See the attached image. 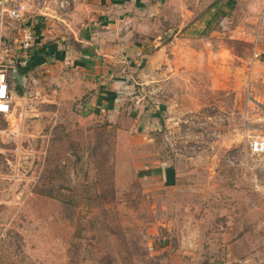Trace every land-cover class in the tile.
<instances>
[{
  "label": "rangeland",
  "instance_id": "374dc122",
  "mask_svg": "<svg viewBox=\"0 0 264 264\" xmlns=\"http://www.w3.org/2000/svg\"><path fill=\"white\" fill-rule=\"evenodd\" d=\"M202 15L208 29L187 36L228 39L224 17ZM210 43L208 62L192 45L199 56L174 63L197 91L191 101L208 103L192 110L167 105L152 38L134 59L100 62L119 87L112 117L82 108L92 95L80 75L65 84L79 94L62 102L55 62L22 75L21 88L11 79L15 101L0 115V264H264V155L249 151L264 138V63L252 72V60L218 62ZM1 48L4 65H16L14 44ZM204 71L221 94L200 91Z\"/></svg>",
  "mask_w": 264,
  "mask_h": 264
},
{
  "label": "crops",
  "instance_id": "0c3cea01",
  "mask_svg": "<svg viewBox=\"0 0 264 264\" xmlns=\"http://www.w3.org/2000/svg\"><path fill=\"white\" fill-rule=\"evenodd\" d=\"M228 1L230 0H68L69 6L65 11L55 12V6L47 4L42 16H36V20L31 17L11 27L4 26L3 41L14 44L15 51L10 56H17L18 60L27 58L35 64V70L52 65V62L57 64L54 65L56 70L51 74L55 75L53 80L59 86L61 101L72 93L79 94L80 84H65L80 75L83 79L82 85L90 91L89 96L92 95L82 108H87L89 114L94 109L98 110V114L106 110L110 113L109 117H112L118 111L119 104L115 103L118 102L115 95L119 94V87L108 83L113 76L112 70L101 67L100 62L117 63L130 60L129 57L134 59L137 53L144 52L140 49L142 42L152 38L154 47L158 46L156 53L160 55L157 66L164 67L159 73H166L168 80L163 84L173 95V98L168 95L167 105L174 109L180 107V110H192L207 106L208 103L191 101L197 91L194 88L192 90L186 79L183 80V73L174 65L176 62H184L189 56V50L191 54L196 51L189 49L192 45H201V62H208V46L213 42L218 47L213 57L217 61L223 60L220 58L223 54L233 61L252 60V72L259 60L264 63V0H232L231 10L226 5ZM208 9L212 14L218 11L228 13L224 17L225 21L220 24L222 30L226 29L230 33L228 39L213 40L208 37V32H201V38L198 39L187 36L193 30L208 29L206 25L209 22L202 15ZM231 14L237 16L238 22L232 23L234 19L228 18ZM227 23L234 24L233 28L228 27ZM29 25L34 30L37 47L30 52H24L17 46L23 30ZM167 30L173 39L164 47L161 34H166ZM233 44L250 47V56L244 59L236 55L230 48ZM196 55L199 56L198 53ZM255 55L259 58L258 62ZM201 77L200 91L206 94H221L226 88L216 75H213L216 83L213 80L211 85L206 71ZM224 77L225 75L219 76V80ZM97 81L102 87H96ZM172 81L180 83L173 87Z\"/></svg>",
  "mask_w": 264,
  "mask_h": 264
},
{
  "label": "built area",
  "instance_id": "2783aa9c",
  "mask_svg": "<svg viewBox=\"0 0 264 264\" xmlns=\"http://www.w3.org/2000/svg\"><path fill=\"white\" fill-rule=\"evenodd\" d=\"M47 4L55 6V12L65 11L69 6L68 0H26L19 3L14 0H0V115L6 116L11 113V106L15 101L11 92L12 80L8 71L17 67H24L27 64V58H23L24 60H18L16 65L12 63L4 65V52L6 50L3 48V51L1 48L4 38L2 28L4 26L11 27L15 23H21L31 17L36 20V16L42 14ZM18 46L24 52H30L37 47L36 36L31 25L23 30ZM254 58L257 59L258 56L255 55ZM256 104L263 106L259 101H256ZM249 151L254 156L264 155V138L255 137L251 139Z\"/></svg>",
  "mask_w": 264,
  "mask_h": 264
},
{
  "label": "trees",
  "instance_id": "16d2710c",
  "mask_svg": "<svg viewBox=\"0 0 264 264\" xmlns=\"http://www.w3.org/2000/svg\"><path fill=\"white\" fill-rule=\"evenodd\" d=\"M232 3H233L232 0L228 1V3H226V5L228 6L229 10H231V8H232V6H231ZM227 15H228V13H224V12H221V11L214 12V13L212 14V19H216V18H219V17H220V18H221V17H226ZM34 67H35V64H32L31 61H28V60H27V64H26V66H25V67H18V71H19L22 75H25V73H27L28 71L32 70ZM17 250H18V249H17ZM128 255H129V254H128ZM76 256H78V255H76ZM104 257L110 259L109 257H106V256H104ZM105 258L101 257L100 260L104 261ZM128 258H129V257H128ZM126 259H127V258H126ZM107 264H119V263H114L112 260H109V262H107Z\"/></svg>",
  "mask_w": 264,
  "mask_h": 264
},
{
  "label": "water",
  "instance_id": "95a60500",
  "mask_svg": "<svg viewBox=\"0 0 264 264\" xmlns=\"http://www.w3.org/2000/svg\"><path fill=\"white\" fill-rule=\"evenodd\" d=\"M11 79L16 82V84L21 88L24 84V78L22 74L18 71V68L11 71Z\"/></svg>",
  "mask_w": 264,
  "mask_h": 264
}]
</instances>
